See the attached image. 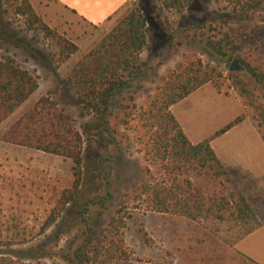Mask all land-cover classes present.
I'll use <instances>...</instances> for the list:
<instances>
[{"label": "trees", "instance_id": "obj_1", "mask_svg": "<svg viewBox=\"0 0 264 264\" xmlns=\"http://www.w3.org/2000/svg\"><path fill=\"white\" fill-rule=\"evenodd\" d=\"M152 1L151 9L158 28L167 25L162 11L173 10V15L181 20L198 11L193 0ZM212 1L239 6V12L255 9L258 2ZM139 6L136 2L118 18L45 96L39 97L0 134L2 143L59 157L70 163L71 186L59 192L38 235L55 229L62 213L69 214L66 207L79 191L82 163L92 160L96 175L102 173L105 197L111 201L107 209L110 215L108 228L102 231L105 235L82 231L84 239L80 246L66 247L71 251L63 258L66 264L126 259L120 240L113 241L112 238L123 219L133 211L208 223L215 226L214 230L222 226L232 237L230 247L259 225L209 146L212 139L240 123L245 115L236 116L207 139L190 144L169 112L171 105L219 79L220 74L215 68L201 65L196 59L188 61L181 54L182 62L159 78L145 107L136 110L135 94L153 70L150 58L142 57L149 29ZM199 12L201 14L186 25L168 29L165 26L163 48H171V53L177 55L182 43H194L198 55L212 62L236 59L253 82L264 90V72L245 64L239 56L243 49L260 45L264 38V19L248 24L239 14L236 20L230 13L215 17ZM197 23H200L199 27L195 26ZM195 39L202 44H196ZM9 50L22 55V62ZM76 52L75 44L49 28L28 0H0V124L36 91V69L55 75ZM28 61L36 69H28L25 66ZM228 77L237 96H247L242 82L234 74H228ZM214 89L217 92L215 86ZM242 106L249 107L250 101L245 105L242 102ZM250 120L264 143V112L260 111L255 117L252 115ZM125 131L128 135L122 134ZM134 146H139L138 152L147 166L135 183L130 184L131 179H128V191L119 193L115 199L114 192L110 191L109 176L118 159L129 154ZM109 148L115 151V157L107 154ZM148 166L154 173L149 172ZM113 180L117 181V176ZM5 246L6 252L0 253V264H31L28 260L33 254L29 248L13 250L8 242ZM241 257L248 264H255Z\"/></svg>", "mask_w": 264, "mask_h": 264}, {"label": "rangeland", "instance_id": "obj_2", "mask_svg": "<svg viewBox=\"0 0 264 264\" xmlns=\"http://www.w3.org/2000/svg\"><path fill=\"white\" fill-rule=\"evenodd\" d=\"M136 2L140 4L139 8L149 29L142 57H149V64L153 66V70L141 82V90L135 94L136 110L145 107L154 93V87L158 84L159 78L182 62L180 57L182 54L188 61L196 59L201 65L215 68L220 74L219 79L211 84H205L207 87L196 92L181 107L173 109L183 114L181 118L190 130L191 142L196 143L206 139L240 115L242 110L244 118L250 122L252 115L255 117L260 111L264 112V90L253 82L238 61L240 71L229 72L228 66L231 62H212L205 56L198 55L194 43L189 45L182 43L179 53L173 55L171 48H163L165 41L162 33L165 26L168 29L186 25L189 20L201 14L199 10L203 16L205 13L213 14L215 17L230 13L236 20L239 15H242L245 22L254 24L259 18L264 19V0H258L255 9L240 12L239 6L232 7L231 4L214 3L212 0H193L198 11L193 12L190 17L186 15L185 20L173 15V10L162 11L167 25L161 28L155 25L151 9L154 1L135 0L134 4ZM197 24L195 26L199 27L200 23ZM108 29L106 24L90 26L78 22L72 27L73 31L62 35L75 44L77 52L56 71L55 75L46 70H37L28 61L25 66L28 69H36L37 89L0 124V134L39 97L45 96L57 84V80L64 72ZM193 33L197 34V31ZM195 41L196 44H202L197 39ZM260 42V45L256 47L243 49L239 56L245 64L264 72V38H261ZM9 53L22 62L24 58L22 55L10 50ZM228 74H234L242 82L248 92L247 96L241 98L237 96L236 90L229 82ZM214 86L217 93L236 98L240 105L231 99L216 97L213 93V90L216 92ZM59 99H63L62 94ZM249 101V107L242 106V102L245 105ZM122 134L128 135L126 131ZM214 146H218L224 156L264 154L262 145L246 120L232 128L226 137L220 139ZM138 150L139 146L131 148L129 154L121 156L117 165L113 167L109 181L112 183L110 191L114 192L115 199L119 193L128 191V179H131L130 184H133L138 177L143 176L141 171L147 164ZM107 154L111 157L116 156L111 148L108 149ZM69 166L68 160L0 142V253L6 252L5 242H8L11 245L9 248L13 250L29 248L33 254V257L28 260L31 264H66L63 258L71 252L66 247L69 245L73 249L80 246L84 239L81 235L82 231L89 230L91 234L94 232L105 235L102 231H105L109 222L110 215L107 209L111 201L105 197V179L102 173L96 175L92 160L82 163L79 191L74 201L66 207L69 214L62 213L55 229L50 228L44 234L38 235L59 192L71 186ZM148 168L149 172L154 173L152 167L148 166ZM114 176H117V181L113 180ZM214 229L215 226L211 224L190 222L173 215L142 214L133 211L123 219L122 225L113 232L112 238L113 241L120 240V247L125 252L126 259L103 260L97 264H248L236 252L235 245L230 247L231 235L225 232L222 226L217 230ZM106 238H108L107 235Z\"/></svg>", "mask_w": 264, "mask_h": 264}, {"label": "crops", "instance_id": "obj_3", "mask_svg": "<svg viewBox=\"0 0 264 264\" xmlns=\"http://www.w3.org/2000/svg\"><path fill=\"white\" fill-rule=\"evenodd\" d=\"M28 1L36 15L49 28L55 29V31L60 35H64L66 34V32H71L72 27L76 26L78 22H82L90 26H101L106 24V29H108L118 18H120L128 9H130L134 5L133 0ZM204 87H207V85L199 87L198 89L194 90L186 97H184L182 100L169 107L170 114L172 115L183 135L186 137L187 141L190 144H197L201 141H197L196 143L191 142V139L189 137L190 130L185 126L184 120L183 118H181L183 114H181L180 111L175 112L173 111V109L181 107L183 103H185L190 97H192L196 92L200 91V89ZM213 93L216 97L231 99L232 101H235L238 105H240L238 100L234 97L223 96L215 92L214 90ZM181 111L183 112V110ZM242 113L243 110L241 114ZM243 120L248 121L250 128L255 132L258 141L260 145H262L264 150V143L260 139L251 122L247 118H244ZM240 123H238L234 127L238 126ZM232 128L219 135L218 137L212 139L209 142V146L213 151L216 159L219 161L224 171L226 172V175L242 195L259 223L256 230L248 234L235 245V250L240 255L246 257L255 264H264V154H235L231 156H224L218 148L219 145L216 147L214 146V144L219 143L220 139L226 137V135ZM211 135H209L208 137H210Z\"/></svg>", "mask_w": 264, "mask_h": 264}, {"label": "water", "instance_id": "obj_4", "mask_svg": "<svg viewBox=\"0 0 264 264\" xmlns=\"http://www.w3.org/2000/svg\"><path fill=\"white\" fill-rule=\"evenodd\" d=\"M240 69L241 68H240V66H238L236 59H233L231 61V63L229 64V66H228V71L229 72H237V71H240Z\"/></svg>", "mask_w": 264, "mask_h": 264}]
</instances>
